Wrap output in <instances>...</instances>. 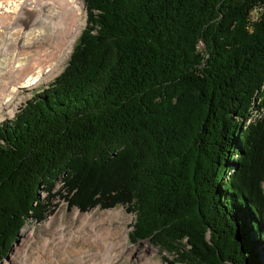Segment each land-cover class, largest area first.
<instances>
[{"label":"trees","instance_id":"1","mask_svg":"<svg viewBox=\"0 0 264 264\" xmlns=\"http://www.w3.org/2000/svg\"><path fill=\"white\" fill-rule=\"evenodd\" d=\"M84 4L63 71L0 124V262L58 195L124 206L130 240L179 264H264V112L246 122L264 108V0Z\"/></svg>","mask_w":264,"mask_h":264},{"label":"rangeland","instance_id":"2","mask_svg":"<svg viewBox=\"0 0 264 264\" xmlns=\"http://www.w3.org/2000/svg\"><path fill=\"white\" fill-rule=\"evenodd\" d=\"M85 14L84 3L83 0H81V13L80 17H77V21L80 22V29L72 42L71 48L66 54L67 56L65 55L51 74L35 84L33 88L20 91L15 100V104L9 106V109L0 116V124L6 120L14 119L15 116L25 108L34 94L47 88L53 79L63 71L73 44L85 25ZM21 43L22 42H19L18 44L21 45ZM44 45H46V48L49 46L48 43ZM31 49L32 52H36L35 50L39 48H36L33 44L30 50ZM262 101H264V99L262 100L258 96L255 99V107H257L258 104H262ZM263 112L264 108L262 107L259 110L252 111V114L247 118L246 122L256 120ZM60 184H62V181L59 177L54 181L51 191H62L63 188ZM46 196L47 191L42 187L39 191V198L43 200ZM51 202L55 205L52 212H49L40 221L34 219L27 220L23 227L19 229L16 241L0 264H9L10 258H12V255L15 253V248L19 244H24L25 247L23 250H27L30 254V258L33 260L36 258L39 259L42 262L41 264H101L100 257L98 256L102 252L104 244L93 238V235L96 236L94 230L98 229L103 231L104 234L105 232L114 233L112 237H103L107 238L105 239L106 242L110 240L114 241L112 243L118 247L116 251L121 249L119 247H122L119 241L125 239L122 241L124 242L123 248H125L123 253L117 257L115 256L111 264H149L148 260L150 257L154 260L153 264L159 263V261L162 264H170V262L179 264L173 255L166 251H162L157 246L152 245L148 240L130 242L128 235L133 231V226L131 225L133 224L135 214L126 211L125 208L121 206L113 209L96 207L86 212H80L75 207H67L66 200L59 196L55 197ZM90 211H92L91 216V213L87 214V212ZM61 227L62 232L67 234V238H65L64 241H53L54 238L57 237V229ZM24 231H29L28 235L25 234ZM71 232L78 236H76V238L74 236H69ZM45 241L49 243L47 249L41 247ZM150 247H152L153 251L150 250ZM19 253L20 252L14 255L17 259L20 256ZM39 253L40 257H38Z\"/></svg>","mask_w":264,"mask_h":264},{"label":"bare ground","instance_id":"3","mask_svg":"<svg viewBox=\"0 0 264 264\" xmlns=\"http://www.w3.org/2000/svg\"><path fill=\"white\" fill-rule=\"evenodd\" d=\"M80 13L81 0H0V116L14 104L20 91L33 88L65 57L80 29L77 21ZM33 44L39 48L36 52L30 50ZM57 230L53 241H64L67 234L62 232V227ZM94 233V240L104 244L98 256L100 263L111 264L115 256L123 253L125 239L119 241L122 247L116 251L118 247L112 243L114 241L106 242L107 238L103 237H112L114 233L104 234L99 229ZM69 236L76 238L78 235L71 232ZM48 245L45 241L41 247L47 249ZM24 247V244L16 246L14 255L20 252V256L17 259L12 255L9 264L42 263L30 258ZM150 250L153 251L152 247ZM148 262L153 264L154 260L150 257Z\"/></svg>","mask_w":264,"mask_h":264}]
</instances>
